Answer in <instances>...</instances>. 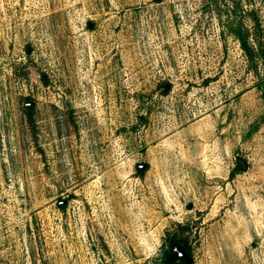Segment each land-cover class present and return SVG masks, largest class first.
Listing matches in <instances>:
<instances>
[{
	"label": "rangeland",
	"instance_id": "1",
	"mask_svg": "<svg viewBox=\"0 0 264 264\" xmlns=\"http://www.w3.org/2000/svg\"><path fill=\"white\" fill-rule=\"evenodd\" d=\"M172 236L264 264V0H0V264Z\"/></svg>",
	"mask_w": 264,
	"mask_h": 264
},
{
	"label": "trees",
	"instance_id": "2",
	"mask_svg": "<svg viewBox=\"0 0 264 264\" xmlns=\"http://www.w3.org/2000/svg\"><path fill=\"white\" fill-rule=\"evenodd\" d=\"M238 39L240 40L242 49L246 53L248 59L252 60L254 53L251 50V48L248 47L246 37L241 33L238 35ZM237 168L241 169V165L239 163L237 164ZM174 243H177L191 258L190 249L186 245L185 241H183L181 238L172 236L168 239V243L166 244V246H164L165 248L161 253V259L159 260L160 264H189L186 260H184L183 258H179L174 254L173 252Z\"/></svg>",
	"mask_w": 264,
	"mask_h": 264
},
{
	"label": "water",
	"instance_id": "3",
	"mask_svg": "<svg viewBox=\"0 0 264 264\" xmlns=\"http://www.w3.org/2000/svg\"><path fill=\"white\" fill-rule=\"evenodd\" d=\"M240 164L243 166V162H240ZM173 252L179 258H183L187 262H190V260H191L190 257L186 254V252L177 243L173 244Z\"/></svg>",
	"mask_w": 264,
	"mask_h": 264
}]
</instances>
